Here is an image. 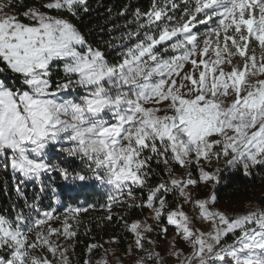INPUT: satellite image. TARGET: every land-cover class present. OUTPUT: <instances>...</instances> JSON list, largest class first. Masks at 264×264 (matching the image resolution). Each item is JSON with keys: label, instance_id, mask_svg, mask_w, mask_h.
Segmentation results:
<instances>
[{"label": "snow or ice", "instance_id": "1", "mask_svg": "<svg viewBox=\"0 0 264 264\" xmlns=\"http://www.w3.org/2000/svg\"><path fill=\"white\" fill-rule=\"evenodd\" d=\"M14 6L19 0L0 3V174L5 192L11 176L24 206L14 216L0 211V264H72L70 221L78 225L89 208L56 211L68 192L89 188L106 199L100 220L123 221L134 241L122 255L104 249L100 260L82 264H124V257L132 264H264V206L221 210L212 190L222 161L245 176L264 168V0H151L147 11L134 10L135 30L108 51L69 18L87 13V0L6 10ZM54 152L63 159L54 162ZM54 173L62 189L45 184ZM28 183L39 188L32 203ZM145 188L146 199H138L135 190ZM49 190L57 207L42 210ZM115 206L147 208L151 216L129 224ZM169 227L174 235L161 254L149 234L158 229L167 239ZM96 248L103 245L86 251Z\"/></svg>", "mask_w": 264, "mask_h": 264}, {"label": "trees", "instance_id": "2", "mask_svg": "<svg viewBox=\"0 0 264 264\" xmlns=\"http://www.w3.org/2000/svg\"><path fill=\"white\" fill-rule=\"evenodd\" d=\"M44 0H23L22 6L11 7L14 12H22L26 7L30 5L40 6ZM15 5V2L13 1ZM151 5V0H87V6L89 11L87 13L80 10V14L77 17H69L74 24L85 34L89 43L93 46H100L105 51H108L107 44H118L120 43V38L126 32L135 30L136 24L133 22V12L136 8H140L142 11H147ZM127 6V11L124 15H120L125 7ZM47 11L46 9H42ZM53 15H65L67 13H57L54 10L51 12ZM135 41H129L128 43H134ZM108 58L110 60H115V51L109 52ZM7 75V73L5 74ZM10 83H15V81L10 80ZM54 162L62 160L63 154L54 152L52 154ZM66 163L71 164L72 167L78 169L79 162H73L69 158ZM162 167V166H161ZM153 168H156L153 165ZM179 166H176L175 173L179 170ZM157 171H160L157 169ZM160 175H164L161 171ZM222 179L219 184L215 186L213 191L216 192L218 197V203L231 204L240 202L246 199L257 200L260 206H264V168H256L252 170L251 175L245 176L242 170H236L232 172L221 173ZM167 179V176L164 175ZM45 184H51L57 189L63 188V181L55 173L52 176H46L44 178ZM159 177H154L149 181L148 187L154 186L158 183ZM5 183L4 177L0 174V211L5 212L8 215H15L16 211H19L24 206V201L18 199L16 193L13 190L14 181L11 176L7 177V191L3 190V184ZM203 189V187H201ZM38 186H34L28 183L25 186V192L28 196V203H32V198L34 193L38 192ZM101 191H106V189H101ZM136 196L138 199H146L147 189H136ZM51 191L42 198L40 201L42 210H51L49 205L54 204V197L51 199ZM64 206L57 207L56 214L62 216L66 209L69 207H85L89 208L86 213H81L79 215L80 223L77 225L73 223V230L76 231L77 235L72 240L67 241L68 244L74 246V253L72 254V264H82L84 259L91 258L93 261L99 260L100 255L104 251L105 240L111 239L112 237H118V243L116 246L120 250L125 252L129 244L133 243L134 235L124 227L123 221L117 222L114 219L111 222L101 221L100 217L106 215L107 213L103 210L102 205L106 202V199L93 192L91 188L85 189L84 191L68 192L63 198ZM170 207L175 206L176 197L173 195L168 196ZM131 203V201H127ZM186 209V206H185ZM184 209V210H185ZM147 208L143 210L139 208H127L121 206L113 207L112 211L115 214L123 216L129 224L137 221L138 217L143 216L147 212ZM27 211V209H25ZM154 224V223H153ZM59 227V223L55 224ZM172 227H169L171 229ZM156 232L149 234V238L156 241L157 250L161 252V247L165 243V238L157 235ZM231 235L225 238V242L232 241ZM61 243H64V238L62 237ZM90 244L103 245V248H96L91 254L87 253V247ZM146 248H150L151 245L145 244ZM162 254V252H161Z\"/></svg>", "mask_w": 264, "mask_h": 264}, {"label": "rangeland", "instance_id": "3", "mask_svg": "<svg viewBox=\"0 0 264 264\" xmlns=\"http://www.w3.org/2000/svg\"><path fill=\"white\" fill-rule=\"evenodd\" d=\"M13 1L16 2V0H13ZM22 1H23V0H19V3H20L21 6H22V4H23ZM3 2H4V0H0V3H3ZM177 2L179 3L180 0H177ZM30 6H36V5H30ZM28 7H29V6H28ZM6 10L9 11V12H14V11H13V8H12V9L9 8V9H6ZM177 15H179V13H177ZM219 166H220L221 169H222V173H223V172L225 173V172L236 171V170H234V169H226L225 166H224L223 161L221 162V164H220ZM191 170H192V172H193L194 175H198V172L195 170V166H193ZM209 170H211V169H209ZM183 172H184V170L181 169V168H179V170L175 173V175L179 176V175H181ZM201 187H203V186H201ZM212 190H213V189H212ZM199 191H200L201 195H203V194L207 191V189H205V188L203 187V189L200 188ZM257 205L260 206V204L257 202V200L246 199V200H243V201H240V202L231 203V204H229V205L224 204V203H217V204H216V207L219 208V209H221V210H228V211H230V212L242 213L245 209L249 208L250 206H257ZM185 211L188 212V213L191 215V213H192V206H191V205H187ZM150 216H151V212H150V210L148 209L147 212H146L142 217H145V218H146V217H150ZM139 218H140V217H138L137 220H139ZM135 221H136V220H135ZM139 221H140V220H139ZM148 223H152V224H153V223H155V222L152 221L151 219H149V220H148ZM54 226H55V224H54ZM197 227H203V228H205V230H206V226H204V225H202V224H199V223H198V224H197ZM173 235H174V228H171V229L168 230V233H167V239H165V243H164V245L160 248L162 254H164V252L166 251V249H167V247H168V244H169V241L171 240V238L173 237ZM109 240H110V239L105 240V242H104V245H105V246H104V249H110V250H111V249H116L117 254H118V255H122V251H121V250L119 251L120 248H118V247L116 246V244H109V243H107V241H109ZM60 241H62V237H61ZM231 242H232V241H229V242H226V243H231ZM179 246H180L181 248H183L185 252H189V251H191L190 247H189L186 243H184L183 241L180 242ZM104 256H105V252L103 251L102 254H101L100 257H99V260H100L102 257H104ZM109 258L112 259V257H111L110 255H109ZM113 264H115L114 259H113ZM124 264H132V258H131V257H124ZM169 264H174V262L170 260V261H169Z\"/></svg>", "mask_w": 264, "mask_h": 264}, {"label": "bare ground", "instance_id": "4", "mask_svg": "<svg viewBox=\"0 0 264 264\" xmlns=\"http://www.w3.org/2000/svg\"><path fill=\"white\" fill-rule=\"evenodd\" d=\"M146 218H147V217H146ZM139 220H140L141 222H143V221L145 220V217H142V216H141V217L139 218ZM133 241H134V240H133ZM119 251H120V249H119Z\"/></svg>", "mask_w": 264, "mask_h": 264}]
</instances>
